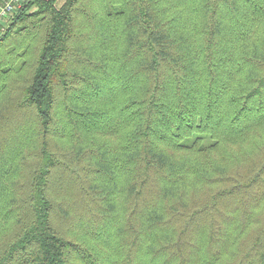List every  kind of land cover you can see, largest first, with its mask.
<instances>
[{
	"label": "trees",
	"instance_id": "trees-1",
	"mask_svg": "<svg viewBox=\"0 0 264 264\" xmlns=\"http://www.w3.org/2000/svg\"><path fill=\"white\" fill-rule=\"evenodd\" d=\"M57 1L0 37V264H264V0Z\"/></svg>",
	"mask_w": 264,
	"mask_h": 264
},
{
	"label": "built area",
	"instance_id": "built-area-1",
	"mask_svg": "<svg viewBox=\"0 0 264 264\" xmlns=\"http://www.w3.org/2000/svg\"><path fill=\"white\" fill-rule=\"evenodd\" d=\"M31 0H0V37L10 28L15 18L21 13H31L37 9ZM29 4V5H28Z\"/></svg>",
	"mask_w": 264,
	"mask_h": 264
},
{
	"label": "rangeland",
	"instance_id": "rangeland-1",
	"mask_svg": "<svg viewBox=\"0 0 264 264\" xmlns=\"http://www.w3.org/2000/svg\"><path fill=\"white\" fill-rule=\"evenodd\" d=\"M62 2V0H58L57 1V6L60 5V3ZM106 3V2H105ZM96 5V1L95 0H87V6L92 9V7H95ZM102 14H100L99 16H97V19L100 21L102 20ZM78 21H79V28L82 29L85 26V23L83 22V19L81 16L78 17ZM33 38H30L29 40H27V43H25V52H24V58L26 61L30 60L33 55H34V47L36 45L37 42V37L36 36H32ZM26 73V70H17V71H12V78L13 80H15L16 77L18 76H22ZM10 77V79H11ZM10 86H8L6 88V92L9 95L11 92H16V85H12L10 88ZM78 172L81 176L83 175V167L82 165L77 166L76 171ZM104 252V251H103ZM104 254V253H103Z\"/></svg>",
	"mask_w": 264,
	"mask_h": 264
}]
</instances>
